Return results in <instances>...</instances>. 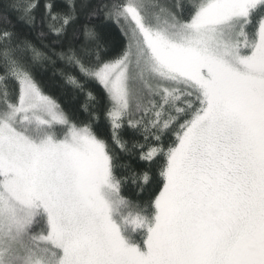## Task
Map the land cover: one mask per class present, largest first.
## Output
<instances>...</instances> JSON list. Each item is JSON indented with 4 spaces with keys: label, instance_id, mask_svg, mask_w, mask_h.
<instances>
[{
    "label": "snow or ice",
    "instance_id": "snow-or-ice-1",
    "mask_svg": "<svg viewBox=\"0 0 264 264\" xmlns=\"http://www.w3.org/2000/svg\"><path fill=\"white\" fill-rule=\"evenodd\" d=\"M0 264H264V0H0Z\"/></svg>",
    "mask_w": 264,
    "mask_h": 264
}]
</instances>
